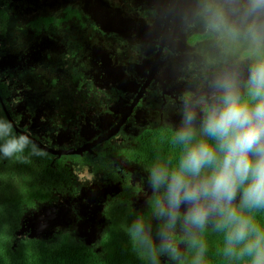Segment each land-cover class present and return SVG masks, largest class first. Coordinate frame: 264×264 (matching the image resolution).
<instances>
[{
    "label": "flooded vegetation",
    "instance_id": "1",
    "mask_svg": "<svg viewBox=\"0 0 264 264\" xmlns=\"http://www.w3.org/2000/svg\"><path fill=\"white\" fill-rule=\"evenodd\" d=\"M247 41L264 47V6L250 0H0V104L35 170L15 232L24 225L22 237L48 240L66 227L92 242L119 200L137 212L159 208L166 220L152 229L149 217L144 227L160 251L178 256L177 238L190 228L180 229L186 220L173 203L186 191L159 197L154 188L165 176L140 161L139 138L155 128L186 131L177 117L195 97L212 101L207 119L239 122L242 112L230 107L250 98L247 90L239 97V67L247 61L256 70ZM203 190L204 205L218 199ZM87 206L101 210L86 222ZM58 208L66 211L56 227L28 226L34 218L53 223ZM210 208L201 212L209 223Z\"/></svg>",
    "mask_w": 264,
    "mask_h": 264
},
{
    "label": "trees",
    "instance_id": "2",
    "mask_svg": "<svg viewBox=\"0 0 264 264\" xmlns=\"http://www.w3.org/2000/svg\"><path fill=\"white\" fill-rule=\"evenodd\" d=\"M255 74L263 81L262 88L253 83L257 89L253 97L232 109L264 110V66L256 65ZM206 120L207 130L196 126L183 132L155 128L139 138L140 161L163 176L210 171L218 177L225 170L238 172L239 207L219 212L211 223L185 216L197 234L177 238L183 250L176 256L167 249L160 251L150 239L144 225L153 211L151 206L142 212L128 204L106 209L108 222L100 238L90 244L66 227L48 240L16 239L22 203L30 206L29 196L36 188L27 183L35 170L29 158L33 155L21 143L8 141L9 134L15 133L0 108V264H259L264 254V158L259 154L244 158L236 129L225 121ZM230 134L234 139H229Z\"/></svg>",
    "mask_w": 264,
    "mask_h": 264
},
{
    "label": "rangeland",
    "instance_id": "3",
    "mask_svg": "<svg viewBox=\"0 0 264 264\" xmlns=\"http://www.w3.org/2000/svg\"><path fill=\"white\" fill-rule=\"evenodd\" d=\"M251 2H254L255 4H260L264 6V0H250ZM260 43L258 41L256 42H245L242 46L246 48H251L253 51L252 54V62L254 65H258L261 67L260 60L264 58V47L259 45ZM247 61L245 64L239 67L241 76L245 77V80L243 81V78H239V84L237 86L239 97L243 94L244 90L249 93V97L253 95V90L251 86H247L249 82L251 84H255L257 88H262V82L260 77L255 74L254 67L248 66ZM201 97V96H199ZM198 97L193 98L192 102L189 103V112H187L184 117L181 120V115H178L177 120L180 123V128H183L188 125H194L196 123V120H198L201 123V126L204 125L205 120L208 116L213 117V113L215 114V107L211 105L212 101H206L205 99L201 100L200 98L196 99ZM207 98V97H206ZM208 99V98H207ZM2 105V108H1ZM204 107V108H203ZM1 111H4V106L1 103L0 104ZM232 109V107H230ZM232 112H236L234 110H231ZM174 114L172 113V117ZM164 118V117H163ZM168 125L171 124L169 121V116L166 117ZM230 118V116H229ZM233 127L237 129V131L241 134L236 133V135L239 136L240 141H238L239 145L242 146V156L244 158L250 157L248 153V149L251 147L255 151L256 155L264 158V110L263 108H251L249 110H246L242 112L239 122L230 123ZM153 126V124H151ZM6 127V126H4ZM207 130V126L204 127ZM182 130V129H181ZM8 141L11 142H19L23 146L25 145V141L21 140L20 137H16L15 134L10 133L9 134ZM261 154V155H260ZM140 174L144 178H148L149 180H154L148 169H143ZM200 184L202 189L206 190L209 194L208 198H215L218 197V199L226 198L228 201L222 206L218 203L215 209V212L209 217H213L214 215L218 214L219 212H226L229 210H232L235 205L237 206L235 209L239 207V204L242 200V189L240 187V183L238 181V172L237 170H225L221 176H215L210 171H206L205 173L200 172H189L187 175H184L182 178H171L166 177L165 180L159 183L157 187H155L156 193L159 195L161 199L166 200L167 197L164 196V191L167 190V193H172L173 190H175V194L178 195L180 192H182L186 187L190 185L198 186ZM203 195L205 193L202 191ZM224 203V202H223ZM119 203V200L117 202ZM124 204V203H123ZM159 209V208H158ZM158 209L151 214L150 220L152 221V224L156 222H162L166 220L165 215L163 212H159ZM234 209V210H235ZM199 220V218H197ZM213 219V218H212ZM183 225L185 228H190L189 234H197V231L195 230L194 224H190L188 220H186ZM170 229V226H164L163 230L168 231ZM20 236H16V239H19ZM183 247L179 251L178 256H180V253L182 252ZM263 260L259 264H264V254L262 255Z\"/></svg>",
    "mask_w": 264,
    "mask_h": 264
},
{
    "label": "water",
    "instance_id": "4",
    "mask_svg": "<svg viewBox=\"0 0 264 264\" xmlns=\"http://www.w3.org/2000/svg\"><path fill=\"white\" fill-rule=\"evenodd\" d=\"M12 127L15 129L14 125L11 124ZM16 130V129H15ZM186 191V198L182 201V200H178L175 201L173 203V210L181 212L183 214L186 215H190L195 217L197 214L200 217H205L206 214H202L201 212L204 211L205 209L209 208V206L213 207L215 205V203H209V206L207 204H203L201 203V190L199 188H196L194 185L190 186V189L185 190ZM184 191V192H185ZM88 206L86 207V209L83 212V215L85 217V221L87 222L88 220H91L94 212L96 211H100L101 208L100 206L98 207V209H93V210H87ZM213 209V208H210ZM57 211H59L58 215L56 216V220L53 223H50V221H52L53 219L50 217H43V218H34L32 220H29V225L31 227V229L35 228V227H47V226H54L56 227L61 221H63L62 218V214H64V212L66 211L64 208H58ZM209 210L207 211L208 214ZM52 216V215H51ZM43 222L44 224L41 225L40 223H36V222ZM23 222V220H22ZM29 228V227H28ZM24 230H26V228L24 227V225H21L19 230L15 232L16 236H22ZM32 231V230H31ZM93 229L90 230V234H85V237H93ZM81 236V234H80ZM26 237L28 238H36V234H34L33 232L30 234H27ZM82 237V236H81ZM92 242H87V244L93 243L95 242L94 238H92L91 240Z\"/></svg>",
    "mask_w": 264,
    "mask_h": 264
},
{
    "label": "clouds",
    "instance_id": "5",
    "mask_svg": "<svg viewBox=\"0 0 264 264\" xmlns=\"http://www.w3.org/2000/svg\"><path fill=\"white\" fill-rule=\"evenodd\" d=\"M228 123V122H227ZM231 127H233L230 123H228ZM188 126H190V125H188ZM192 127H195L194 125H192ZM234 128V127H233ZM237 130V129H236ZM229 139H234V135L232 134L231 135V137L229 138ZM240 141V140H239ZM25 147V146H24ZM188 174V173H187ZM186 174V175H187ZM166 176H168V177H171V178H182L183 176H178V177H174V176H170V175H166ZM198 184V183H197ZM190 186H192V185H190ZM190 186H188V187H186L184 190H187V189H190ZM195 186V185H194ZM201 185L200 184H198V186H195L196 188H199L200 190H202V187H200ZM203 191H205V190H203ZM207 196H209V194H208V192H207V194H206ZM207 201H209V203H215V205H214V209H210L209 210V212H208V214L207 215H209V216H211L214 212H215V209H217L216 208V206H217V202H219V203H222V204H219L220 206H222V205H224L225 203H226V201H228L226 198H221V199H215V200H213V199H209V200H207ZM224 202V203H223ZM218 205V206H219ZM217 206V207H218ZM173 211H175V210H173ZM177 213H179V215H182L183 217H185V216H189V215H186V214H183V213H181V212H178V211H176ZM164 214V213H163ZM165 215V214H164ZM206 217V216H205ZM194 218H199V220L201 219V217L197 214ZM213 217H211L210 219H212ZM154 226V224H152L151 223V225H150V227H153Z\"/></svg>",
    "mask_w": 264,
    "mask_h": 264
},
{
    "label": "crops",
    "instance_id": "6",
    "mask_svg": "<svg viewBox=\"0 0 264 264\" xmlns=\"http://www.w3.org/2000/svg\"><path fill=\"white\" fill-rule=\"evenodd\" d=\"M190 126H192V125H190Z\"/></svg>",
    "mask_w": 264,
    "mask_h": 264
}]
</instances>
